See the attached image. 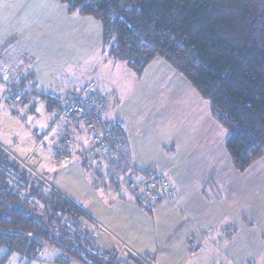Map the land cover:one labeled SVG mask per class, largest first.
I'll list each match as a JSON object with an SVG mask.
<instances>
[{
	"label": "crops",
	"instance_id": "0c3cea01",
	"mask_svg": "<svg viewBox=\"0 0 264 264\" xmlns=\"http://www.w3.org/2000/svg\"><path fill=\"white\" fill-rule=\"evenodd\" d=\"M100 31L98 22L90 17L69 14L58 0H0V114L1 107L24 113L33 112L42 103L49 115L48 128L52 123V105L57 99L67 98L89 84L104 90L110 98L106 110L99 116L115 125V134L123 141L124 157L130 166L123 161L104 164L88 158L85 152L89 147L90 133L77 128L73 131L70 163L53 161L55 142L61 135L56 128L48 130L52 133L47 139L49 145H44L45 136L38 145L41 138L36 129L29 138L31 145L22 153L23 157L34 154L37 172L43 165V157L49 155L47 164H50L51 171L43 169V174L51 175L49 185L91 220L93 240L101 249L122 248L123 253L147 264L202 263L207 249L218 250L220 245H230L231 237L228 228L213 231L202 220L195 203L200 197L195 195L197 193L205 194L203 200L206 202L208 195L219 194L214 178L224 175L218 171L212 157L214 144L210 139L196 137L194 147L191 145V149L179 155L177 171L172 165L162 172V176L174 184V195L155 204L143 200L141 203L139 196L127 186L130 181L141 184L143 180L135 137L131 135L134 124L128 115L138 96L145 93L169 67L163 60L154 59L140 76H136V88L132 84V87L128 86L133 89L132 93L137 91L136 97L120 103L114 76V82L110 80L107 85L95 75L89 79L92 70L86 62L88 50L93 47V53L99 52L107 60L102 51ZM81 80L89 81L80 84ZM18 90L29 96V102L9 110L6 102ZM41 145V153L37 154L35 147ZM0 146L9 150L3 144ZM11 155L18 157L15 153ZM122 182L125 190L121 188ZM47 249L53 250L54 262L60 253L48 246L44 251ZM237 254L225 253L227 264L248 262L247 257L238 258L243 256ZM73 261L69 260L67 264Z\"/></svg>",
	"mask_w": 264,
	"mask_h": 264
},
{
	"label": "trees",
	"instance_id": "16d2710c",
	"mask_svg": "<svg viewBox=\"0 0 264 264\" xmlns=\"http://www.w3.org/2000/svg\"><path fill=\"white\" fill-rule=\"evenodd\" d=\"M58 2L100 24L108 59L138 76L157 58L180 73L228 131L225 148L235 170L264 156V0ZM73 145L72 138L71 158ZM46 246L60 253L56 264H147L101 249L91 220L0 146V264L14 256L36 261Z\"/></svg>",
	"mask_w": 264,
	"mask_h": 264
},
{
	"label": "rangeland",
	"instance_id": "374dc122",
	"mask_svg": "<svg viewBox=\"0 0 264 264\" xmlns=\"http://www.w3.org/2000/svg\"><path fill=\"white\" fill-rule=\"evenodd\" d=\"M91 49L93 47L88 50L90 53H87L86 61L92 70L89 79L95 75L100 81H105V85L109 84L110 80L114 82L115 79L114 83L118 87L116 94L120 103L128 98L134 99L137 91L134 90L132 93L133 89L128 86L132 84L133 88H136L135 79L138 75L125 63L108 58L105 60L102 54L99 52L95 54ZM109 64H113L114 67ZM169 68L147 88L145 93L138 96L133 105L130 104L132 108L128 118L134 124L131 135L135 137L137 157L140 165L142 164L141 173L148 172L165 178L162 172L172 165L177 171V165L180 164L179 155L191 149V145L194 147L196 137L210 139L211 144H214L213 160L224 177L218 178L217 175L214 178L219 194L208 195L206 202L203 200L206 199V195L197 193L195 195L201 198H197L195 203L202 214V220L206 221L213 231L228 228L231 237L230 245H220L218 250L207 249L206 258L199 264H213L214 261L216 264L217 261L220 264H227L225 253L233 256L238 253V256L243 257H235L243 259L247 257L248 262L244 261L243 264H264V156L244 171L235 170L225 148L229 133L211 112L209 101L203 99L180 73L172 68V71H169ZM88 81L81 80L79 83ZM43 106L40 103L33 112L28 110L24 113L16 110L10 112L1 107L0 143L8 147L11 154L15 153L18 157L24 158L22 153L31 145L32 141L29 142V138L36 129L40 138L46 137L43 140L44 145H49L47 139L52 133L48 132L50 127L46 128L49 115ZM42 147L43 145L35 147L37 154L41 153ZM48 158L49 155H45L43 165L37 169L46 181L51 180V175L43 174L44 171H51L50 164H47ZM35 165L36 163L33 166ZM167 180L174 189V195L175 186L170 179ZM121 185L125 190L124 182ZM223 214H226L225 218ZM53 256V250L47 249L43 250L36 261L28 262L14 256L7 264H55L52 261ZM71 264L79 263L73 261Z\"/></svg>",
	"mask_w": 264,
	"mask_h": 264
},
{
	"label": "built area",
	"instance_id": "2783aa9c",
	"mask_svg": "<svg viewBox=\"0 0 264 264\" xmlns=\"http://www.w3.org/2000/svg\"><path fill=\"white\" fill-rule=\"evenodd\" d=\"M29 96L21 91H15L6 102V107L13 110L15 107L27 105ZM108 95L100 93L92 84L87 85L80 94L58 99L57 104L51 112L52 123L50 129L56 128L60 131V142H55L53 149V161L59 164H68L72 161L70 146L73 138V131L76 128L90 133V143L86 151L87 156L101 163L122 160L126 162L123 153V141L115 134V125L104 121L99 114L106 110ZM42 139L38 141V145ZM22 167L27 168L35 175L33 162L35 157L30 154L26 158L13 156ZM142 183L128 182L127 186L143 201L157 203L159 200L170 199L173 196V189L170 182L152 173H142ZM121 253L122 248H116ZM195 249L194 252H196Z\"/></svg>",
	"mask_w": 264,
	"mask_h": 264
},
{
	"label": "bare ground",
	"instance_id": "6f19581e",
	"mask_svg": "<svg viewBox=\"0 0 264 264\" xmlns=\"http://www.w3.org/2000/svg\"><path fill=\"white\" fill-rule=\"evenodd\" d=\"M56 105V104H55Z\"/></svg>",
	"mask_w": 264,
	"mask_h": 264
}]
</instances>
